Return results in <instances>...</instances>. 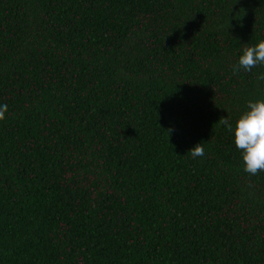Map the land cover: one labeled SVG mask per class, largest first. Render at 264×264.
I'll return each mask as SVG.
<instances>
[{"label":"trees","instance_id":"obj_1","mask_svg":"<svg viewBox=\"0 0 264 264\" xmlns=\"http://www.w3.org/2000/svg\"><path fill=\"white\" fill-rule=\"evenodd\" d=\"M261 40L264 0H0V264H264L219 123L264 100Z\"/></svg>","mask_w":264,"mask_h":264},{"label":"clouds","instance_id":"obj_2","mask_svg":"<svg viewBox=\"0 0 264 264\" xmlns=\"http://www.w3.org/2000/svg\"><path fill=\"white\" fill-rule=\"evenodd\" d=\"M264 65V40L254 46L245 47L239 57L238 64L233 66V72L241 69L251 72L253 68ZM264 80V74L258 76ZM8 107L0 105V121L5 120ZM219 123L233 133L234 144L242 154L243 170L245 173L255 176L264 172V100L249 102L247 110L235 122L233 126L228 118H221ZM193 159L203 157L205 150L202 144H197L188 152Z\"/></svg>","mask_w":264,"mask_h":264}]
</instances>
